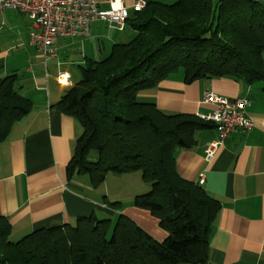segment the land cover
Returning <instances> with one entry per match:
<instances>
[{
	"label": "trees",
	"instance_id": "16d2710c",
	"mask_svg": "<svg viewBox=\"0 0 264 264\" xmlns=\"http://www.w3.org/2000/svg\"><path fill=\"white\" fill-rule=\"evenodd\" d=\"M126 26L134 35L112 43L105 58H86L80 79L55 103L82 128L66 176L85 175L97 188L107 173L140 171L150 189L136 194L133 205L156 218L165 238L154 239L117 213L114 223L91 214L13 241L10 220L0 215V264L206 263L220 204L177 172L175 153L194 147L200 131L214 124L162 111L138 95L180 69L185 84L228 75L264 90V0L148 1L128 12ZM19 80L16 72L0 78V143L32 109ZM104 198L111 208L120 204Z\"/></svg>",
	"mask_w": 264,
	"mask_h": 264
},
{
	"label": "crops",
	"instance_id": "0c3cea01",
	"mask_svg": "<svg viewBox=\"0 0 264 264\" xmlns=\"http://www.w3.org/2000/svg\"><path fill=\"white\" fill-rule=\"evenodd\" d=\"M99 1L101 7L107 6L104 0ZM122 1L131 14L133 3L138 0ZM103 24L107 29H115L103 20H95L89 36L64 37L73 39L66 47L76 48V39L87 41L95 37L100 41ZM62 39L54 45L57 51L65 46ZM39 60L36 65L40 69L42 58ZM65 63L60 62L58 66L63 67ZM34 66L27 69L28 79L18 81L19 90L31 100L32 109L13 125L6 140L0 143V215L10 220L11 235L71 224L80 216L112 217L124 213L154 239L162 241L166 233L156 218L133 205L138 193L124 201L117 196L111 199L103 188L92 187L85 175L67 178L66 165L82 128L74 117L55 106L69 86L58 84L56 78L50 82V72ZM176 73L158 83L153 92L140 93L138 100L155 103L168 113L207 115L215 110L214 105L202 101L204 93L210 91L229 99L245 98L246 115L253 121L249 130H237L227 136L210 163L205 162L204 151L217 137L213 126L200 131L194 147L178 149L175 153L177 172L193 182H198L203 173L200 185L220 204L210 231L205 264H264V90L260 84L246 85L228 75L185 84L183 74ZM104 196L120 202L119 206H107Z\"/></svg>",
	"mask_w": 264,
	"mask_h": 264
},
{
	"label": "built area",
	"instance_id": "2783aa9c",
	"mask_svg": "<svg viewBox=\"0 0 264 264\" xmlns=\"http://www.w3.org/2000/svg\"><path fill=\"white\" fill-rule=\"evenodd\" d=\"M104 1L107 3L106 7H101L99 0H0V16L6 11L14 10L31 21L32 29L28 40L40 54L46 72V63L56 57L54 45L60 38L89 36L95 20H103L116 30H123L128 8L122 0ZM144 5V1L138 0L133 3L132 8L140 10ZM56 81L61 85H71L70 75L66 71H59ZM202 101L215 106L212 113L197 114L200 118L212 122L216 130V139L211 141L204 151V160L210 163L227 136L237 130H249L253 121L246 115L245 98L229 99L208 91L204 93ZM198 182H203V173L199 175Z\"/></svg>",
	"mask_w": 264,
	"mask_h": 264
},
{
	"label": "rangeland",
	"instance_id": "374dc122",
	"mask_svg": "<svg viewBox=\"0 0 264 264\" xmlns=\"http://www.w3.org/2000/svg\"><path fill=\"white\" fill-rule=\"evenodd\" d=\"M160 1L164 3H173L176 0ZM29 21L26 16L14 10L7 11L5 15L0 18V78L7 73L17 72L20 78L28 79L30 73L27 72V69L30 66L35 65L34 69H39L36 63L39 64L38 61H40L39 59L41 56L37 53L35 47L30 46L27 42L29 39V32L32 29V24L30 28L28 26L31 22ZM107 31L108 33L105 34ZM109 31H111L110 35ZM133 35L134 32L129 26H126L124 31L118 32L116 29H107L103 24L102 36L99 37L100 41L98 42L95 37L87 41L76 39L78 42L75 45L76 48L71 49L72 46L66 47L65 44L70 43L73 39L63 38L64 40L62 39L61 42H64V48L62 50L59 49V51L56 50V57L46 63V68L48 66L47 70L50 72L48 80L54 82L58 75V71H61L62 68L71 75L72 81L79 80L81 77L80 67L84 66L86 58L96 60L105 58L109 54L113 41H128ZM98 43L101 44V49L98 48ZM63 61H66L65 66H58L61 65L60 62L62 63ZM41 68L39 70L44 72V66H41ZM176 74H182V69ZM99 188H103L105 194L109 196V198L113 199V197L117 196L124 201L132 197L135 193L148 191L150 189V184L142 179L140 171L124 174L107 173L104 182ZM98 217L108 218V216L105 215H99ZM110 218L114 223L117 215ZM71 224H74V221H72ZM23 235L24 234H13L10 239L16 241Z\"/></svg>",
	"mask_w": 264,
	"mask_h": 264
}]
</instances>
